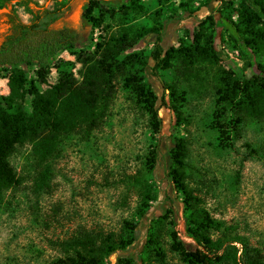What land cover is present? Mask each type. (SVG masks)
Instances as JSON below:
<instances>
[{"label": "rangeland", "instance_id": "obj_1", "mask_svg": "<svg viewBox=\"0 0 264 264\" xmlns=\"http://www.w3.org/2000/svg\"><path fill=\"white\" fill-rule=\"evenodd\" d=\"M22 1L0 0V29L8 26L10 11L30 22L32 11L62 8L52 26L67 28L79 42L77 49L64 51L55 59L46 83L36 81L35 66L25 68L28 79L45 91L58 83L65 71L77 86L89 65L105 66L110 102L96 128L79 127L65 138L60 156L52 162L48 186L37 180L41 167L32 143L16 146L10 161L21 182L5 193L0 204V264H52L69 254L66 241L86 234L119 233L125 221L137 224L136 240L113 253L105 264H118L124 256L141 264L151 220L165 211H169L163 233L165 257L152 258L149 264H186L172 248L173 230L188 248L195 246L186 232L183 196L173 189L168 177V152L174 136L190 141L188 184L203 197L211 215L237 224L264 247V121L248 116L239 104L221 100L214 69L191 68L175 59L170 68L157 73L153 60L145 65L157 35L149 32L138 42L135 39L138 30L155 28L164 37L165 48L189 44L196 25L207 15L218 18L222 11L236 19L234 9L240 0H230L233 5L216 0H141L143 12L122 10L121 5L129 0H99L93 13L102 15V24L95 28L84 18L89 0H30L29 8ZM182 2L195 12H186ZM124 35L127 37L120 46H97ZM217 48L221 65L235 77L250 79L255 75L247 58L227 38L219 35ZM256 59L264 64V55ZM9 71L0 65V95L10 92ZM136 73L144 76L159 97V135L153 132L149 115L137 103L133 89L125 85V78ZM165 84H174L186 96L180 110L187 120L181 124H176L168 107ZM30 102L28 95L29 109ZM156 137L159 159L151 176L156 199L140 217V198L131 178L143 167Z\"/></svg>", "mask_w": 264, "mask_h": 264}, {"label": "trees", "instance_id": "obj_2", "mask_svg": "<svg viewBox=\"0 0 264 264\" xmlns=\"http://www.w3.org/2000/svg\"><path fill=\"white\" fill-rule=\"evenodd\" d=\"M47 1V0H46ZM233 5L230 0H216ZM30 0L21 4L29 8ZM99 0H89L85 8V20L95 27L102 24V15H94ZM181 3V8L191 14L195 11ZM122 10L143 12L141 0H129L120 7ZM62 8L32 11L30 22L22 21L12 11L8 14L9 29L0 44V65L10 68L7 95H0V204L5 193L21 181L11 164L10 157L17 145L32 143L33 153L41 167L38 182L50 185L52 162L61 153L65 138L79 127L90 131L96 128L105 116L110 102L106 90L105 66L89 65L81 84L75 82L65 71L58 83L41 91L38 83H46L55 59L64 51H74L79 47L77 37L67 28L53 27L56 16ZM232 13L220 12L218 18L207 15L196 25L193 40L179 47L163 45L164 37L158 29L138 30L136 42L153 32L157 35L155 47L150 52L145 65L155 62L157 73L168 69L175 59H182L191 68L209 67L215 70L217 94L222 101L241 105L248 116L264 121V64L257 61L264 55V0H240ZM221 31V32H220ZM227 41L248 60L255 75L250 79H240L221 65L217 48V38ZM127 35L110 37L109 42H98V48L120 46ZM36 67L37 79L29 80L25 68ZM125 85L133 89L137 103L146 110L153 132L162 130V119L156 104L158 95L152 86L138 73L125 78ZM169 98L168 107L176 117V124L187 119L181 112L187 100L174 84H165ZM31 96L30 109L26 107L27 96ZM165 105V95L162 97ZM190 141L185 136H174L169 149L168 177L174 190L183 196L186 232L195 243L188 248L173 230L172 248L179 253L186 264H264V247L253 242L251 236L243 233L233 222L215 218L205 207V202L188 184V155ZM159 159V140L152 142L143 167L131 178L137 188L140 205L137 215L143 217L156 199L151 176ZM169 211L153 218L147 232V242L140 257L141 264H149L152 258L163 259V233ZM136 223L125 221L119 233L94 236L86 234L74 237L64 243L69 252L52 264H105L107 258L119 250H125L136 240ZM132 256H124L118 264H136Z\"/></svg>", "mask_w": 264, "mask_h": 264}, {"label": "crops", "instance_id": "obj_3", "mask_svg": "<svg viewBox=\"0 0 264 264\" xmlns=\"http://www.w3.org/2000/svg\"><path fill=\"white\" fill-rule=\"evenodd\" d=\"M6 29H0V38H1V42L4 39V34L7 32V30L9 29V24L7 27H5ZM6 31V32H5ZM5 32V33H4ZM1 44V43H0Z\"/></svg>", "mask_w": 264, "mask_h": 264}, {"label": "flooded vegetation", "instance_id": "obj_4", "mask_svg": "<svg viewBox=\"0 0 264 264\" xmlns=\"http://www.w3.org/2000/svg\"><path fill=\"white\" fill-rule=\"evenodd\" d=\"M62 28H65V27H62Z\"/></svg>", "mask_w": 264, "mask_h": 264}, {"label": "built area", "instance_id": "obj_5", "mask_svg": "<svg viewBox=\"0 0 264 264\" xmlns=\"http://www.w3.org/2000/svg\"><path fill=\"white\" fill-rule=\"evenodd\" d=\"M65 52H67V51H65Z\"/></svg>", "mask_w": 264, "mask_h": 264}]
</instances>
